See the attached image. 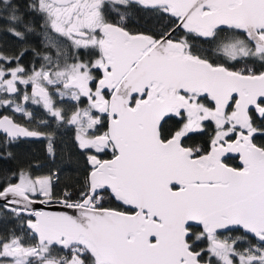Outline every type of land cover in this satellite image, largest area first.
I'll return each instance as SVG.
<instances>
[{
    "label": "snow or ice",
    "instance_id": "snow-or-ice-1",
    "mask_svg": "<svg viewBox=\"0 0 264 264\" xmlns=\"http://www.w3.org/2000/svg\"><path fill=\"white\" fill-rule=\"evenodd\" d=\"M137 6L161 27L130 31ZM0 21L21 45L0 46L4 145L55 156L35 105L90 166L77 191L31 166L0 182V264H264V0H0Z\"/></svg>",
    "mask_w": 264,
    "mask_h": 264
},
{
    "label": "trees",
    "instance_id": "trees-1",
    "mask_svg": "<svg viewBox=\"0 0 264 264\" xmlns=\"http://www.w3.org/2000/svg\"><path fill=\"white\" fill-rule=\"evenodd\" d=\"M127 25L130 31L146 32L150 29L161 27L162 22L153 13L137 7L128 9ZM6 25L0 21V46L5 49L15 50L21 47L20 43L10 35L4 33L3 28ZM35 46V41H33ZM201 47L206 48V44L201 43ZM33 60L31 54L25 57V64ZM242 65H239L240 67ZM207 102V101H206ZM85 104V103H84ZM82 104V105H84ZM66 110H72L70 103L62 105ZM33 111L36 120H47L48 128H39L40 131H54L56 134L55 139V156L49 155L47 151V140L45 138H24L15 143L4 145V137L0 135V182L11 173L18 171L20 168L31 166L35 175H48L51 172H56L59 175V184L56 186V191L61 192L65 188L70 191H77L83 186V180L90 167L87 164L86 154L82 152L75 141V129L71 126L56 125L54 119L49 117L45 110L39 106L29 105ZM0 113L12 114L11 110L5 112L0 109ZM15 119L21 123H25L22 116L17 114ZM173 122H170L172 124ZM36 128L35 121L30 125ZM213 129L212 123L207 125V131L204 134H192L190 138L186 139L185 143H197L202 148L207 147V142L210 139L208 133ZM257 142H264V138L258 137ZM11 153V155H8ZM111 157V153L103 156L102 158ZM233 166H238L236 157H231L228 161ZM75 198V197H74ZM105 207L121 209L120 203L111 200L109 203L104 204ZM5 227H12V225L0 223V231ZM194 230L199 231V228Z\"/></svg>",
    "mask_w": 264,
    "mask_h": 264
},
{
    "label": "water",
    "instance_id": "water-1",
    "mask_svg": "<svg viewBox=\"0 0 264 264\" xmlns=\"http://www.w3.org/2000/svg\"><path fill=\"white\" fill-rule=\"evenodd\" d=\"M31 89L29 88V91H30ZM230 156H232V157H237V163H238V166H236V167H239V166H241V162H240V160H239V154H230ZM111 157H109V158H104V159H110ZM87 164H88V162H87ZM89 166V165H88ZM232 166V165H231ZM90 167V166H89ZM235 167V166H234ZM114 200V199H113ZM115 201V200H114ZM117 203H119L118 201H116ZM42 207H44V206H42ZM45 210H48V211H55V212H59V211H66L67 209H65L62 205H51V206H48V207H46L45 208Z\"/></svg>",
    "mask_w": 264,
    "mask_h": 264
},
{
    "label": "flooded vegetation",
    "instance_id": "flooded-vegetation-1",
    "mask_svg": "<svg viewBox=\"0 0 264 264\" xmlns=\"http://www.w3.org/2000/svg\"><path fill=\"white\" fill-rule=\"evenodd\" d=\"M208 47V45H206V48ZM212 126H213V128H214V125L212 124ZM213 134V129L208 133V135H210V137H211V135ZM210 140V139H209ZM186 144V146H199V144H197V143H191V144H187V143H185ZM199 147H201V146H199ZM232 157V156H231ZM236 159H237V157H236ZM238 164V163H237ZM231 165V164H230ZM233 166V165H232ZM236 167V166H235Z\"/></svg>",
    "mask_w": 264,
    "mask_h": 264
},
{
    "label": "rangeland",
    "instance_id": "rangeland-1",
    "mask_svg": "<svg viewBox=\"0 0 264 264\" xmlns=\"http://www.w3.org/2000/svg\"><path fill=\"white\" fill-rule=\"evenodd\" d=\"M84 103L86 104V101ZM81 106H84V105H81Z\"/></svg>",
    "mask_w": 264,
    "mask_h": 264
}]
</instances>
